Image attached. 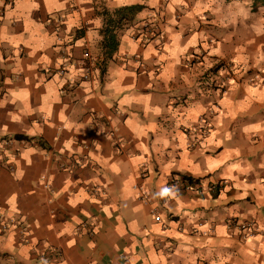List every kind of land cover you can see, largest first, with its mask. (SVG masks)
Returning <instances> with one entry per match:
<instances>
[{
	"label": "crops",
	"instance_id": "1",
	"mask_svg": "<svg viewBox=\"0 0 264 264\" xmlns=\"http://www.w3.org/2000/svg\"><path fill=\"white\" fill-rule=\"evenodd\" d=\"M254 1L0 0V264H264ZM136 4L104 63V12ZM153 13L161 39L135 40Z\"/></svg>",
	"mask_w": 264,
	"mask_h": 264
},
{
	"label": "built area",
	"instance_id": "2",
	"mask_svg": "<svg viewBox=\"0 0 264 264\" xmlns=\"http://www.w3.org/2000/svg\"><path fill=\"white\" fill-rule=\"evenodd\" d=\"M161 13V12H160ZM159 14V13H158ZM156 13H153L151 16H149L147 19H145V21H142L141 23H137L134 26V31L132 33V37L135 40H141L143 43H149L155 39H161L162 36V30H161V26L163 23V18H161L160 14L158 15ZM86 57H90V53L86 52L85 53ZM125 56H127V54H125ZM133 57L138 58V55H133ZM191 59H193V61H200L202 59V54L201 53H196ZM140 60V59H139ZM140 67L142 69H144V63L141 61L140 62ZM222 67L226 70H231L233 68V65H231V63H223ZM87 73H85L84 75V79H88L89 76L91 75V69L90 67L86 68ZM223 86V88L221 89V94L225 93L227 91L226 87H225V79H223L221 81V87ZM211 127L212 126H207L203 132L205 134H209L211 132ZM3 144L4 145H10V142H5L3 140ZM3 145V146H4ZM5 157H2V155H0V162H2L4 160ZM12 165V164H10ZM63 168H65V165L63 166ZM184 182V183H178V182ZM179 184H183L185 188L188 189H195L196 191L201 190V186H199V182L198 181H190L189 179H187L186 177L183 179H180V177L176 176L173 177L171 182L169 183V187H173L175 185H179ZM213 191H217L219 189V185L215 184V185H211L210 187ZM143 199L148 200V196L145 194V192H143L142 195ZM154 215H155V220L157 222H163V218L161 216V214L157 213L156 211H154ZM13 219H7L3 216L0 215V234L5 233L9 228L10 225L13 223ZM237 225L240 227L242 233H243V237H247L253 234L252 230L257 228L256 222L254 221H243L242 223H237Z\"/></svg>",
	"mask_w": 264,
	"mask_h": 264
},
{
	"label": "trees",
	"instance_id": "3",
	"mask_svg": "<svg viewBox=\"0 0 264 264\" xmlns=\"http://www.w3.org/2000/svg\"><path fill=\"white\" fill-rule=\"evenodd\" d=\"M255 5H264V0H255ZM142 5H129L123 6L115 9L112 13L105 11L104 15L106 16V25L104 27V54L105 58L103 60L106 63L109 59L113 57L114 52L119 46V35L122 30L125 29V26L132 23L138 14L141 11ZM22 138V137H21ZM190 181H193L192 177H186ZM199 181V180H198Z\"/></svg>",
	"mask_w": 264,
	"mask_h": 264
}]
</instances>
